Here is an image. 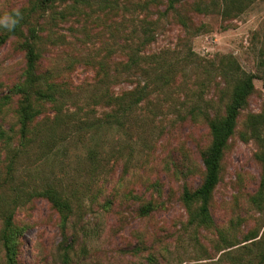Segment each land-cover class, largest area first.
<instances>
[{"label":"rangeland","instance_id":"rangeland-1","mask_svg":"<svg viewBox=\"0 0 264 264\" xmlns=\"http://www.w3.org/2000/svg\"><path fill=\"white\" fill-rule=\"evenodd\" d=\"M27 1L0 0V17L26 6ZM193 1L203 5L212 0ZM193 1L179 7L178 13L199 30L188 36L173 20H163L157 41L146 50L177 65L173 83L154 92L121 126L113 123L93 136L67 139L45 157L28 147L13 160L9 178V161L0 142V264L10 263L1 241L8 214L18 229L15 264L259 261L264 251V189L260 206L252 199L257 198L264 179V167L257 158L262 142L251 136L246 122L248 116L260 114L264 105V0H242L240 12L225 14L219 9L197 14ZM156 11H151L152 17ZM68 27L59 32L74 44L50 49L44 65L51 63L63 73L71 64L68 78L80 94L94 81L95 71L83 65L87 55L97 53L91 51V43L93 49L101 50V42L113 41L109 32L98 27L94 31L102 29V40L92 38L81 46L72 41ZM74 35L82 38L81 33ZM17 41L0 46V128L12 137L11 148L19 141L17 98L6 96L24 68V53ZM230 61L254 76V92L223 152L220 180L210 205L213 225L199 227L189 224L182 195L185 188L193 190L202 181L201 153L210 143L207 119L222 117L229 102L228 84L235 77ZM118 84L116 92L131 88L123 80ZM79 107L87 109L83 103ZM96 110L97 116L105 113ZM91 149L102 161L96 169L86 161ZM51 183L60 184L76 198L64 225L52 206L33 194V188ZM148 203L151 212L141 214ZM220 232L226 243L221 242ZM251 238L255 239L246 241ZM255 240L256 259L254 252L245 249Z\"/></svg>","mask_w":264,"mask_h":264},{"label":"trees","instance_id":"trees-1","mask_svg":"<svg viewBox=\"0 0 264 264\" xmlns=\"http://www.w3.org/2000/svg\"><path fill=\"white\" fill-rule=\"evenodd\" d=\"M189 1L193 0H28L26 6L17 9L22 19L15 29L9 31L0 26V46L17 39L24 53L21 79L6 96L8 100L17 98L15 117L19 125V141L14 148L10 147L12 137L0 128V142L9 161L7 177L13 176V160L26 152L28 147L45 157L54 154L57 145L67 139L93 136L105 126L110 128L113 123L121 126L154 92L171 85L177 65L166 63L158 55L146 53V50L157 41V30L163 20H173L188 36L199 30V27L192 26L187 17L179 16V7ZM192 4L197 14H208L211 9H219L222 14L242 10V0H212L203 5L193 1ZM151 8L157 10L155 17H152ZM107 21L110 24H106ZM66 24H69L72 41H77L81 46L90 44L88 42H92V38L101 41L102 29L109 32V38L113 41L101 42V50L93 49L94 42L91 43V51L97 53L87 55L83 65L95 71L94 81L80 94L72 89L68 78L71 64L63 73L51 63L44 65L47 60L45 54L50 49L74 44L59 32ZM98 27L103 28L94 31ZM75 32L81 33L82 38L77 39ZM92 32H95V36ZM229 66L235 74L234 83L228 84L231 89L229 102L222 117L207 119L210 143L201 153L204 168L202 181L193 190L185 188L182 195L189 224L199 227L213 225L210 205L220 180L223 152L234 133L240 111L246 107L248 98L254 92V76L241 71L234 61H230ZM122 80L131 88L114 91ZM81 103L87 106L85 111L79 107ZM96 108L105 113L97 116ZM246 126L251 136L262 142L259 143L262 150L257 158L264 167V136L261 131L264 129V105L260 114L248 116ZM96 155L92 149L86 155L91 169L101 166L102 161ZM263 189L264 179L257 198L252 199L254 205L260 206ZM33 194L44 198L59 214L62 225L65 224L72 210L71 203L76 201L74 193L66 192L60 184L51 183L42 188H33ZM151 210L152 206L148 203L140 212L147 215ZM17 234L12 215H6L1 241L10 262L8 264H15L13 256ZM220 240L227 242L221 232ZM251 243L245 249L246 252H254L256 259V240ZM255 264H264V251L259 253V261Z\"/></svg>","mask_w":264,"mask_h":264},{"label":"clouds","instance_id":"clouds-1","mask_svg":"<svg viewBox=\"0 0 264 264\" xmlns=\"http://www.w3.org/2000/svg\"><path fill=\"white\" fill-rule=\"evenodd\" d=\"M22 19V15L19 10H13L11 14L5 13L3 17H0V26L3 28L12 31L15 29L17 24Z\"/></svg>","mask_w":264,"mask_h":264}]
</instances>
